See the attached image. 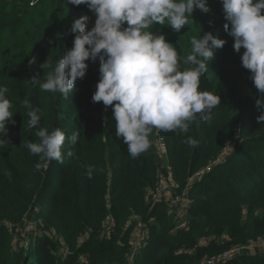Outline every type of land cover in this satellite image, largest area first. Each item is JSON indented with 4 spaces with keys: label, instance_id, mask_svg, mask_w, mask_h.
Segmentation results:
<instances>
[{
    "label": "trees",
    "instance_id": "1",
    "mask_svg": "<svg viewBox=\"0 0 264 264\" xmlns=\"http://www.w3.org/2000/svg\"><path fill=\"white\" fill-rule=\"evenodd\" d=\"M3 1L0 86L8 89L13 117L6 124V136H0L9 140L0 147V264H82L80 256L87 264H128L134 223L126 227V222L132 214L146 225L147 234L131 264H204V259L234 245L264 238V124L257 122L261 114L257 90L241 64L244 49L241 53L233 49L220 0H208V13L195 10L193 21L180 33L167 25H153V31L159 29L181 57L191 52V39L205 32L227 41L223 48L213 49L214 58L200 78V90L220 95L221 104L207 121L190 124L187 132L160 131L178 192L191 174L234 143L223 163L191 185L186 218L181 219L186 228H177L180 219L166 203L146 199L145 190L156 185L158 170H164L155 154V129L149 149L132 158L115 134L111 107L106 111L102 102H92L98 60L87 61L85 77L75 82L67 98L30 83L36 74L44 82L73 46V22L87 16L90 30L94 14L85 5H67L66 0H25L21 6L16 0ZM33 57L35 63L30 65ZM188 67L194 65L181 62L182 69ZM24 100L40 109L41 127L65 132L63 163L40 161L23 147L28 141L39 142L36 129L28 127ZM73 133L78 136L75 143L70 139ZM189 138L197 142L194 147L187 143ZM107 215L115 220L108 237L103 230ZM30 223L36 225L35 235L21 236ZM202 238L208 240L204 247L198 246ZM180 248L195 252L179 255ZM222 264H264V251H242Z\"/></svg>",
    "mask_w": 264,
    "mask_h": 264
},
{
    "label": "clouds",
    "instance_id": "2",
    "mask_svg": "<svg viewBox=\"0 0 264 264\" xmlns=\"http://www.w3.org/2000/svg\"><path fill=\"white\" fill-rule=\"evenodd\" d=\"M220 2L224 29L233 38L234 51L244 49L241 64L257 90L256 104L261 112L257 122L264 124V0ZM66 4L85 5L95 16L94 26L88 30V17L77 18L70 29L75 34L73 46L44 82L36 74L30 83L67 98L75 82L85 77L87 61L98 60L99 80L91 100L102 102L106 111L111 107L115 134L123 139L132 158L149 149L153 129L187 132L190 124L207 121L221 104L220 95L200 90V78L214 58L213 49L223 48L227 41L205 32L191 39V52L181 57L159 29L153 31V25H167L180 33L193 21L195 10L210 12L208 0H66ZM35 60L33 57L29 64ZM181 62L194 67L182 69ZM45 66L46 62L41 68ZM7 92V87L0 86V136H6V124L13 117ZM22 103L29 109L28 127L36 129L39 138L38 143L28 141L23 147L40 161L63 163L65 132L41 127L40 109H32L28 100ZM70 139L75 143L77 134ZM187 143L194 147L197 142L189 138ZM8 144V139H0V147ZM92 171L91 166L86 168L89 176Z\"/></svg>",
    "mask_w": 264,
    "mask_h": 264
},
{
    "label": "built area",
    "instance_id": "3",
    "mask_svg": "<svg viewBox=\"0 0 264 264\" xmlns=\"http://www.w3.org/2000/svg\"><path fill=\"white\" fill-rule=\"evenodd\" d=\"M34 4V1L30 3V5ZM236 138L238 139V134H235ZM154 147H155V154L160 159V161H164V164L162 167L163 169H159L157 172V183L153 187H148L145 190L146 199L152 202L157 201H163L166 203L168 207V211L175 216V219H180V222L178 223L177 228H186V221L182 220L183 218H186V209L189 206V189L191 185L198 181L201 176L207 172H210L214 167L217 165L223 163L229 154V152L232 150L234 143L227 144V147L224 151H222L216 159L212 160L209 164H207L202 169L194 172L191 174L187 180L185 185L181 188L180 192H178L179 186L174 181L171 167L166 164L167 160V149L166 144L163 139V136L161 135V132L159 130L154 131ZM130 222H133V228L132 233L130 236V242H129V256H128V264H131L133 262V257L136 251L139 249V247L144 243V240L146 238L147 234V227L146 225L139 221L137 217L132 214L129 218V220L126 222V227L130 226ZM33 225V224H32ZM31 223L25 226L24 232L22 231L21 236H24L26 232H28V227H31L30 229H35L36 225L32 226ZM115 226V220L111 215H107L103 220V230L105 231L106 236H110V233L112 232L113 228ZM6 227L9 229H13L15 227L14 224H6ZM226 240H229L226 237ZM82 240L79 238L78 243H81ZM61 245H63L60 242ZM208 244V240L206 238H202L198 246L204 247ZM248 252L250 254H255L256 252L264 251V238L259 239H249L243 244H237L234 245L232 248H230L227 251H223L221 253H218L216 255H213L209 258L204 259V264H222L231 258H233L235 255H237L240 252ZM68 248L64 247V253L67 254ZM195 252L194 248H180L177 251V254L179 255H186L191 256ZM79 260L82 264H87V261L80 256Z\"/></svg>",
    "mask_w": 264,
    "mask_h": 264
},
{
    "label": "rangeland",
    "instance_id": "4",
    "mask_svg": "<svg viewBox=\"0 0 264 264\" xmlns=\"http://www.w3.org/2000/svg\"><path fill=\"white\" fill-rule=\"evenodd\" d=\"M10 1H12V0H7V2H10ZM34 1H36V0H34ZM15 3L18 5V4H23V3H25V0H21V2H20V0H16L15 1ZM36 3V2H35ZM21 4H20V6H21ZM0 5L2 6V5H4V1L3 0H0ZM160 164H159V166L160 167H162L163 166V164H164V161H160L159 162ZM34 225V223H31V225ZM32 225V226H33ZM35 226V225H34ZM31 227H28V232H26V234L28 235V234H30V233H33L34 235H35V233H36V228L35 229H30ZM33 234H31V236H33ZM33 238H34V236H33ZM25 245V244H24Z\"/></svg>",
    "mask_w": 264,
    "mask_h": 264
}]
</instances>
